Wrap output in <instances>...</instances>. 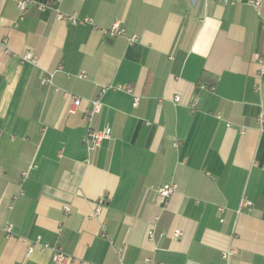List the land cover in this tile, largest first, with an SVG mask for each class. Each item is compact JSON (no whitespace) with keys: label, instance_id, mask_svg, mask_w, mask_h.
Segmentation results:
<instances>
[{"label":"crops","instance_id":"crops-1","mask_svg":"<svg viewBox=\"0 0 264 264\" xmlns=\"http://www.w3.org/2000/svg\"><path fill=\"white\" fill-rule=\"evenodd\" d=\"M32 1L0 0V264H264V0Z\"/></svg>","mask_w":264,"mask_h":264},{"label":"built area","instance_id":"built-area-1","mask_svg":"<svg viewBox=\"0 0 264 264\" xmlns=\"http://www.w3.org/2000/svg\"><path fill=\"white\" fill-rule=\"evenodd\" d=\"M15 1L17 3V7L21 13V19H22L23 15L27 11L28 6L33 1L32 0H15ZM250 4L253 7L258 8L260 6L261 2H260V0H251ZM46 7H48L47 4L42 5L40 8L44 9ZM54 11H55V18L59 22H66V23H71L74 25H76L78 23H91L90 19L80 18L77 13H65L58 8H54ZM102 31L111 38H117V37L126 38L130 43H134L138 40L137 35L128 36L126 29L120 23H115L109 29H105ZM22 61L32 63L34 65L37 64V58L32 52L25 53V55H23V57H22ZM257 61H258L259 67H260L258 75H259V77H264V56L259 57ZM53 78H54V75L49 74L48 76L43 78L42 84L44 86L52 87L54 84ZM80 78H85V75H80ZM109 88H113V87L109 86ZM202 88L205 89L206 87L202 86ZM116 89L121 90V91H126V92L131 93V94L133 93V89L131 87L126 86V85H118L116 87ZM104 91L105 90H103L102 92H104ZM139 99H140V97L134 96V103H133L134 107L138 106ZM174 100H175V103H179L181 99L179 96H177V97H175ZM80 105H81V99L75 97L74 102H73L72 111H75V109L79 108ZM195 106H196V102H194L192 104L193 108ZM100 110H101V103L98 100L93 101L92 102V109H91V111H89L86 114L85 121L87 123H91L94 115L96 113H98ZM260 124H261V127L264 128V116H261ZM110 138H111V131L108 129H106L104 131H100V132L90 130L88 132L87 137L85 138L84 142H85L88 150L91 151L96 146H98L102 141L109 140ZM175 191H176V186L174 184H166V185L159 187L156 190V193H157V196L159 198L167 199ZM243 206L248 207L249 203L245 202V203H243ZM100 209H101V207H99L95 213H98L100 211ZM64 211H65V214L68 216L70 213V207L66 206ZM2 230L5 233L7 238H10L12 236V225L11 224H6L5 226H3ZM44 248H47V246H45ZM33 250H34V246L31 245L29 247V252H32ZM234 254H235V252L233 250L226 251V252L222 253V259L227 261ZM69 259H70V257L62 249L54 248V254H53V263L54 264H66L69 261ZM147 263L148 264H161L159 262H155L152 259H147ZM121 264H125V263L122 262Z\"/></svg>","mask_w":264,"mask_h":264}]
</instances>
